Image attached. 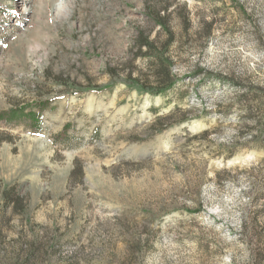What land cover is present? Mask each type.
I'll use <instances>...</instances> for the list:
<instances>
[{
	"label": "rangeland",
	"instance_id": "374dc122",
	"mask_svg": "<svg viewBox=\"0 0 264 264\" xmlns=\"http://www.w3.org/2000/svg\"><path fill=\"white\" fill-rule=\"evenodd\" d=\"M0 264H264V0H0Z\"/></svg>",
	"mask_w": 264,
	"mask_h": 264
},
{
	"label": "trees",
	"instance_id": "16d2710c",
	"mask_svg": "<svg viewBox=\"0 0 264 264\" xmlns=\"http://www.w3.org/2000/svg\"><path fill=\"white\" fill-rule=\"evenodd\" d=\"M156 25H158L163 31H168V27L166 23L163 21L162 17L159 14L155 15ZM171 45V41L168 40L164 44L158 45L155 41L149 40V34L146 35L145 33H141L137 39L135 40V54L134 59L139 57H146L148 54L152 55V64H153V71L155 73V81L156 86L152 89L145 87L144 83H140L139 79L134 78L132 76V72L128 71L127 77L124 81V83L129 86V88H135L139 90L140 92L150 94L153 96H164L167 95L169 92H171L176 85V81L173 78V75L171 74L170 67H169V60L166 59L165 53L169 49ZM145 50V51H144ZM132 64V63H131ZM114 75H111V78ZM113 86L109 85L108 88H111ZM107 88V87H106ZM171 116H167L165 118L159 119V123L165 124L166 129L172 126V123H170ZM40 120V119H39ZM185 121V115L182 120ZM6 204H13V206H19L21 205L19 199H13L11 197L5 198Z\"/></svg>",
	"mask_w": 264,
	"mask_h": 264
}]
</instances>
